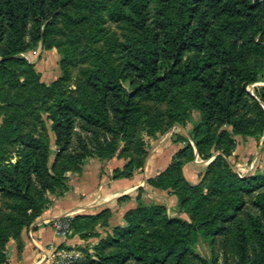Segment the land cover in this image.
Here are the masks:
<instances>
[{
  "label": "trees",
  "instance_id": "1",
  "mask_svg": "<svg viewBox=\"0 0 264 264\" xmlns=\"http://www.w3.org/2000/svg\"><path fill=\"white\" fill-rule=\"evenodd\" d=\"M82 4L96 3L0 0V75L10 71L15 75L13 63H22L19 57L34 44H45L59 17ZM124 4L127 9L122 11L121 20L135 32L125 48V62L118 70L105 59V71H97L88 81V100L60 101L51 119L56 148L53 160L45 126L43 132L35 128L27 134L17 161L4 164L0 159V264H9L6 248L10 239L17 241L21 251L23 229L69 190L68 173L74 168L81 173L83 162L92 155L105 162L123 158L120 142L136 123L134 114L140 101L162 98L168 84H192L177 121L181 125L193 123L191 135L199 157L231 138L247 141L264 131V87L258 89L257 98L247 91L259 78V68L250 66L252 61L264 58V0H168L153 18L149 0H125ZM191 111L199 112L197 122L192 120ZM22 138L21 125L8 117L0 128V140L12 143ZM191 152L193 159L192 147ZM142 153L146 154L144 150ZM218 162L217 158L209 172ZM181 165L172 163L148 184L173 190L189 221L170 220L163 208L156 206L129 210L124 216L127 228L115 229L116 243L119 237L134 236L143 229V223L155 222L159 214L165 230L155 232L156 243L134 240L125 253L98 254L93 264H133L132 260L182 264L192 254L189 241L205 238L213 242L215 236L224 234L246 209L248 196H253L251 205L257 213H246L247 226L243 221L236 225L237 264H264V177L241 180L229 170L215 177L206 187L207 194L190 187L194 193L188 195ZM143 166L144 162L137 164L130 158L124 169L130 176ZM120 177L114 175L115 180ZM249 232L256 241L252 251ZM203 263L210 264L207 260Z\"/></svg>",
  "mask_w": 264,
  "mask_h": 264
},
{
  "label": "rangeland",
  "instance_id": "2",
  "mask_svg": "<svg viewBox=\"0 0 264 264\" xmlns=\"http://www.w3.org/2000/svg\"><path fill=\"white\" fill-rule=\"evenodd\" d=\"M85 1L96 4L89 6L82 4L67 10L59 17L45 44H34L19 57L22 63H13L17 69V72L13 73L15 75H12L11 71L0 75V128L8 117H13L16 124L21 125L23 135L21 140L14 139L12 143L0 140L2 163L8 164L17 161L24 150V144L28 139L27 134L35 128L39 133L43 132L44 126L50 138L51 160H53L56 148L51 132V119L60 101L88 100L86 93L88 81L95 78L97 71H105L106 68L103 66L105 59L110 61L115 69L122 68L125 62V48L135 36V32L121 20L122 11L127 9L124 4L125 0ZM167 2L168 0H149L151 18ZM250 66L259 68L258 81L247 88V91L257 98L258 89L264 87V58L258 57L252 61ZM191 86L190 82L176 81L167 85L162 98H145L140 101L138 110L134 114L136 123L125 141L120 142V150L125 151L120 155L123 157L122 160L129 162L130 158H133L137 164L140 161L144 162V166L134 169L130 176H127L129 173L124 167L119 168L114 171L111 180L114 179L115 174H121L119 179H124L142 171L150 151L166 143L167 145L178 143L180 149L173 156L169 166L150 179L157 180L172 163L180 162L183 186L187 187L186 194L188 195L194 193L191 188H200L204 194H207L206 187L213 183L215 177L220 173H227L229 170L241 180L264 177V131L256 137L248 139L252 151L249 149L250 146L244 144L241 139L231 138L219 147L211 148L205 153L204 156L209 155L208 158L199 157L191 135L193 123L186 122L181 125L177 121V115L182 113L183 108L187 105L192 90ZM191 117L194 122H197L199 112L191 111ZM76 131L82 133L79 129ZM82 135L86 136L84 133ZM191 147L194 152L193 159ZM142 150L146 154H143ZM180 152L185 153L179 157L178 153ZM217 158L219 159L217 166L209 172L210 165ZM104 163L105 161L100 157L92 155L83 162L82 169L86 164L93 168L94 165L102 167ZM188 164L189 166H187ZM191 166H195V179L188 177L189 174L186 176L187 169ZM79 174L80 172L75 168L68 173V185H70V177ZM148 186L154 193L163 191L165 196H175V203L170 204L153 196L147 197L144 202L142 201L143 191L140 190L136 196V199L140 201L136 208L156 206L163 208L164 216L170 220L189 221L188 215L181 210L179 199L173 190L154 188L149 184ZM252 197H247L246 209L228 226V230L224 234L215 236L213 242L205 238L191 239L188 247L192 254L187 255L182 264H205L203 260L209 261L210 264H237L236 225L239 221H243L247 226L246 213L248 211L257 213L251 205ZM220 198H217L216 201ZM215 203L207 205V208H211ZM3 205L1 204V207ZM3 209V213H6L7 209L5 207ZM71 217L73 219L71 231L61 237L67 239V242H72L75 238H79L81 242L66 246L64 251L58 255L55 264H93L98 260V254L125 253L126 247L132 245L134 240L147 239L149 243H156L155 232L165 230L160 222L162 214H159L158 217H155V222L143 223V229L134 236L119 237V242L116 243L118 238L115 229L127 228L124 217L122 223L116 225L111 223L112 212L110 209L75 214ZM36 222L23 230H31ZM47 226L51 227L49 223ZM11 241L17 243L15 239H10L9 242ZM254 247H256V241L250 233V251ZM132 263L142 264L133 260ZM166 264H174V262L168 261Z\"/></svg>",
  "mask_w": 264,
  "mask_h": 264
},
{
  "label": "crops",
  "instance_id": "3",
  "mask_svg": "<svg viewBox=\"0 0 264 264\" xmlns=\"http://www.w3.org/2000/svg\"><path fill=\"white\" fill-rule=\"evenodd\" d=\"M243 143L250 144L249 140ZM178 145L166 143L155 147L150 151L144 169L130 178L111 180L114 171L123 168L127 162L119 157L105 162L102 167L94 165L91 168L86 164L79 175L70 177L69 190L56 199L51 208L44 211L31 230L22 231V250H18L16 242H9V264H55L58 255L66 246L81 242L79 238L67 242L64 237L56 235L53 229L47 226L52 219L110 209L111 223L121 224L124 215L138 206L140 201L136 196L140 190L143 191L141 200L144 202L147 197L153 196L170 204L175 203V196H165L163 191L152 192L147 181L169 166L173 156L180 149ZM249 146L252 151V146ZM186 173V176L189 174L188 177L195 179V166L189 167Z\"/></svg>",
  "mask_w": 264,
  "mask_h": 264
},
{
  "label": "built area",
  "instance_id": "4",
  "mask_svg": "<svg viewBox=\"0 0 264 264\" xmlns=\"http://www.w3.org/2000/svg\"><path fill=\"white\" fill-rule=\"evenodd\" d=\"M72 220L73 219L71 216H64L52 219L49 221V224L56 235L62 236L70 233L72 228Z\"/></svg>",
  "mask_w": 264,
  "mask_h": 264
}]
</instances>
